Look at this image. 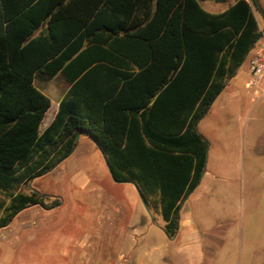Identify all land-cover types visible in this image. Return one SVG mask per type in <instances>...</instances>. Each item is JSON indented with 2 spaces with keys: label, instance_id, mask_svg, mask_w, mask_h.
I'll list each match as a JSON object with an SVG mask.
<instances>
[{
  "label": "trees",
  "instance_id": "obj_1",
  "mask_svg": "<svg viewBox=\"0 0 264 264\" xmlns=\"http://www.w3.org/2000/svg\"><path fill=\"white\" fill-rule=\"evenodd\" d=\"M202 1L228 0H0V230L59 204L29 184L83 133L111 179L136 185L175 236L205 167L197 125L261 37L254 0L220 13ZM38 73L69 84L43 132L50 100L33 86Z\"/></svg>",
  "mask_w": 264,
  "mask_h": 264
},
{
  "label": "crops",
  "instance_id": "obj_2",
  "mask_svg": "<svg viewBox=\"0 0 264 264\" xmlns=\"http://www.w3.org/2000/svg\"><path fill=\"white\" fill-rule=\"evenodd\" d=\"M245 1L249 2V0ZM233 2L234 0H228L224 9L214 13L224 11ZM200 6L203 9L201 2ZM253 13L261 31V37L235 74L226 81L224 89L215 98L210 109L230 89L227 98L234 100L231 106L234 109L236 103V108L239 110L242 106L243 94L237 81L245 75L248 80L243 86L247 89L250 78L249 59L259 54L264 60V25L261 24L256 11ZM37 34L38 32L34 36ZM57 78L60 81L54 83L53 80ZM38 79L46 80V85H38ZM33 86L50 100V107L39 128V131L43 132L52 122L58 103L65 95L69 84L61 74L50 78L43 73H38L34 77ZM255 88L264 93V76ZM246 95L250 98L249 94ZM210 109L205 119H201L197 125L198 132L209 143L204 171L198 185L180 203L178 230L175 236L169 238L164 233V222L159 211L148 210L151 215L149 218L132 184L123 186L121 192L124 198L121 197L122 199H117L112 193L119 186L92 187L91 191L99 202L92 207L95 214L93 228L87 234H83L76 243L72 241L65 244L66 247L73 248L72 251L63 253V256L70 258L69 264H99L96 251L103 239L108 240L111 254H113V257L105 261L106 264H264V186H207L206 183L204 184V175L209 173V169H214L216 173L230 174L232 172L231 174L236 175L238 163L235 159L237 158V161L240 156L239 147L235 148L240 128L237 129L236 135L231 136H229L231 131L228 128L217 129L218 131L216 130L212 136L204 135L212 126L208 116ZM213 140L216 148L210 155ZM80 145H84L89 152L98 151L104 158L95 143L81 133L78 135L73 152L69 155L70 159L72 155L73 157L74 155L83 156L84 153L77 154ZM261 159L264 160V157ZM253 167L252 163L248 164V176L252 175ZM67 168L65 172L72 175L71 166ZM63 172L61 176H64ZM36 178L38 177L30 182V188ZM248 180L250 182V179ZM37 190L50 198L57 197L44 190L38 188ZM234 196L235 227H229L226 223L233 216L231 204ZM60 206L61 204L57 207ZM50 210L32 206L21 211L7 227L0 230V243H3L5 247L18 248L25 243L24 241L32 242L43 231L46 213Z\"/></svg>",
  "mask_w": 264,
  "mask_h": 264
},
{
  "label": "rangeland",
  "instance_id": "obj_3",
  "mask_svg": "<svg viewBox=\"0 0 264 264\" xmlns=\"http://www.w3.org/2000/svg\"><path fill=\"white\" fill-rule=\"evenodd\" d=\"M254 1L257 7L256 13L261 24L264 25V0ZM201 4L204 10L211 13L221 11L226 5L212 1H203ZM247 80V77L242 75L237 81L243 94L242 106L239 110L236 108V103L233 109L231 104L234 100L227 98L230 89L210 109L208 116L212 126L204 135L212 136L217 129L228 128L231 136L236 135L237 129L240 128L238 142L235 144V148L240 149V156L237 161V158L235 159L238 163L236 175L231 174L232 172L216 173L214 169H209V173L204 175V184L206 183L207 186H264V160L261 159L264 157V93L255 87L244 88L243 84ZM59 81V78L53 80L54 83ZM37 84L44 86L46 80L38 79ZM246 94H249L250 98ZM215 148L216 144L213 140L210 155ZM79 153L84 154L74 157L72 155L71 159L70 156L52 171L35 179L32 189L38 192V188L56 195L55 198L59 200L57 206L60 204L61 206L59 208L56 206L46 213L43 231L32 242L24 241L25 243L18 248L5 247L0 243V264H69L70 258L63 256V253L70 252L73 248L66 247L65 244L72 241L76 243L83 234H87L93 228L95 214L92 207L99 202L91 191L92 187L119 186L112 193L117 199L124 198L121 189L131 184L114 182L103 156L98 151L92 153L86 150L84 145H80L77 154ZM249 163L254 165V171L248 176ZM69 166L73 171L71 177L65 172L66 167L69 169ZM61 172L64 176H61ZM231 207L233 216L229 218L226 226L235 227V196ZM96 252L99 264H106L105 261L113 257L107 239L101 241Z\"/></svg>",
  "mask_w": 264,
  "mask_h": 264
},
{
  "label": "built area",
  "instance_id": "obj_4",
  "mask_svg": "<svg viewBox=\"0 0 264 264\" xmlns=\"http://www.w3.org/2000/svg\"><path fill=\"white\" fill-rule=\"evenodd\" d=\"M248 68L250 78L247 87H256L262 76H264V60H262L261 55L257 54L251 57L248 61Z\"/></svg>",
  "mask_w": 264,
  "mask_h": 264
},
{
  "label": "water",
  "instance_id": "obj_5",
  "mask_svg": "<svg viewBox=\"0 0 264 264\" xmlns=\"http://www.w3.org/2000/svg\"><path fill=\"white\" fill-rule=\"evenodd\" d=\"M237 69H238V68H237ZM237 69H236V71H237ZM236 71H235V72H236ZM77 138H78V135H76L75 139L77 140ZM202 174H203V172H202ZM202 174H201V175H202ZM133 186L136 188V190H137V192H138V195H139V198H140L141 202L143 203L142 197H141V195H140V193H139V191H138V189H137V186H136V185H133ZM31 191H32V192H36V191L33 190L32 188H31ZM143 205H144V203H143ZM144 206H145V205H144ZM145 208H146V207H145ZM146 212H147L149 218H151V215H150L149 211L147 210V208H146Z\"/></svg>",
  "mask_w": 264,
  "mask_h": 264
}]
</instances>
